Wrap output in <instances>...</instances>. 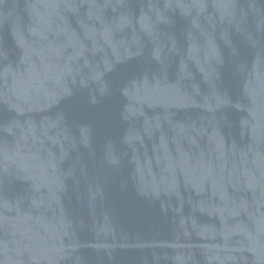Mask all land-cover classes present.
Wrapping results in <instances>:
<instances>
[{
	"label": "water",
	"instance_id": "obj_1",
	"mask_svg": "<svg viewBox=\"0 0 264 264\" xmlns=\"http://www.w3.org/2000/svg\"><path fill=\"white\" fill-rule=\"evenodd\" d=\"M0 264H264V0H0Z\"/></svg>",
	"mask_w": 264,
	"mask_h": 264
}]
</instances>
